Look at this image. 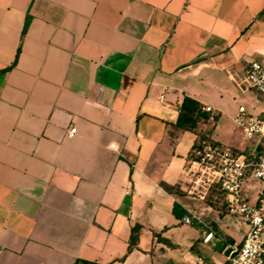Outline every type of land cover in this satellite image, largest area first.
Masks as SVG:
<instances>
[{"label": "crops", "instance_id": "obj_1", "mask_svg": "<svg viewBox=\"0 0 264 264\" xmlns=\"http://www.w3.org/2000/svg\"><path fill=\"white\" fill-rule=\"evenodd\" d=\"M253 62L264 0H0V264H155L187 216L221 238L231 213L187 192L220 141L180 108L226 116Z\"/></svg>", "mask_w": 264, "mask_h": 264}, {"label": "built area", "instance_id": "obj_2", "mask_svg": "<svg viewBox=\"0 0 264 264\" xmlns=\"http://www.w3.org/2000/svg\"><path fill=\"white\" fill-rule=\"evenodd\" d=\"M249 90L264 94V63L253 62L247 69L245 79L240 84L242 91ZM202 111L209 115V121H216L217 114L211 106H203ZM234 123L242 128L247 140H256L253 150L242 153L218 142H207L202 150L195 153L189 161L188 175L190 186L188 195L196 200L206 201L214 186L226 193L229 212L245 219L248 225L242 243L232 248L225 264H264V204H250L242 200L241 194L248 176L259 180L264 186V110L254 114L240 106L234 117ZM77 130L72 128L68 135L75 136ZM249 174V175H248ZM264 190V188H263ZM191 217L184 218V223L191 224ZM214 239L209 233L205 243ZM192 264H208L202 256L192 260Z\"/></svg>", "mask_w": 264, "mask_h": 264}, {"label": "rangeland", "instance_id": "obj_3", "mask_svg": "<svg viewBox=\"0 0 264 264\" xmlns=\"http://www.w3.org/2000/svg\"><path fill=\"white\" fill-rule=\"evenodd\" d=\"M245 89H247V93H237L236 99L226 116L219 119L217 118V120L213 122L209 121L208 124H201L202 127H204L203 131L221 142L218 143H223L222 145L237 151L240 150L242 153L251 150L256 140H247L242 128L236 126L232 117L235 116L240 106H244L254 114L264 110V94L249 90V87L246 85ZM208 142L212 141L209 140ZM263 188L264 186L259 180L248 176L243 186L241 194L242 200L247 199L246 201L248 203L255 204L261 198L264 192ZM190 200L196 204L200 202L193 198H190ZM262 201L264 204V197H262ZM207 204L214 210L221 211L224 214L230 213L227 212L221 204L215 206L210 203ZM227 220L232 223L228 224V226L227 224L225 225L227 227L223 229V233L232 236L235 241L239 243L243 232L248 231V225L245 219L237 214L231 213L227 216ZM202 231L203 227L197 222L191 225H181L178 234H175L167 244L161 242L159 246L155 248L154 252L148 256L149 260L153 258L155 264H192L193 259L197 256H202L207 260L208 264H224L225 258L221 251L225 246V242L223 241L225 234L219 239H214L212 244L206 246L198 242V239L202 235Z\"/></svg>", "mask_w": 264, "mask_h": 264}, {"label": "trees", "instance_id": "obj_4", "mask_svg": "<svg viewBox=\"0 0 264 264\" xmlns=\"http://www.w3.org/2000/svg\"><path fill=\"white\" fill-rule=\"evenodd\" d=\"M202 105L198 103L197 101L186 97L181 105L180 108V115L178 119V126L184 130L193 131L198 123L201 121V119H208L209 116L202 111ZM206 140L200 141L199 144H197L194 148V151L192 153L191 159L195 158V153L198 150H202L206 144ZM247 153V152H246ZM249 175V174H248ZM171 193L175 194H182L179 189H169ZM262 199V198H261ZM261 199L258 200V203L261 202ZM207 203H210L211 205H219L221 204L223 208L226 209L227 212H229V206L227 201V195L225 192H223L220 187L214 186L206 199ZM173 213L177 218H182L186 215V211L183 210V208L179 204H175ZM158 241H163L165 243H168V241L165 238H162L160 235H157ZM135 238L134 236L131 237V242L129 246L128 253H131L134 250L135 247ZM125 258L121 259V261H124ZM78 264H94V263H88V262H78Z\"/></svg>", "mask_w": 264, "mask_h": 264}]
</instances>
